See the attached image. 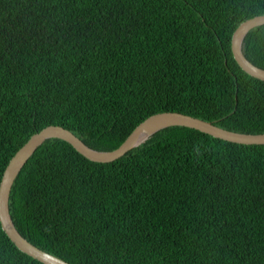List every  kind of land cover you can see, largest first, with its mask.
<instances>
[{
  "label": "trees",
  "instance_id": "16d2710c",
  "mask_svg": "<svg viewBox=\"0 0 264 264\" xmlns=\"http://www.w3.org/2000/svg\"><path fill=\"white\" fill-rule=\"evenodd\" d=\"M264 0H0V182L49 125L99 150L178 111L264 133V81L231 39ZM264 68V25L244 40ZM29 241L71 264H264V144L171 126L111 162L51 138L12 187ZM0 264H43L0 223Z\"/></svg>",
  "mask_w": 264,
  "mask_h": 264
},
{
  "label": "water",
  "instance_id": "95a60500",
  "mask_svg": "<svg viewBox=\"0 0 264 264\" xmlns=\"http://www.w3.org/2000/svg\"><path fill=\"white\" fill-rule=\"evenodd\" d=\"M264 25V14L243 21L233 32L231 48L239 66L249 75L264 81V68L249 60L243 50L244 40L250 30ZM171 126H185L214 137L241 144H264V133H245L218 126L210 121L178 111L154 113L143 120L126 140L113 150H99L89 146L72 130L62 125H49L33 134L15 153L5 168L0 182V223L12 242L24 253L43 264H71L29 241L16 227L10 213L12 187L21 170L35 151L48 139L59 138L73 146L84 157L95 162H111L142 145L158 131Z\"/></svg>",
  "mask_w": 264,
  "mask_h": 264
}]
</instances>
